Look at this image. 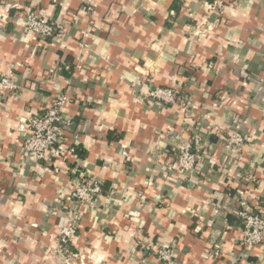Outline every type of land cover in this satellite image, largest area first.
Returning <instances> with one entry per match:
<instances>
[{"label":"crops","instance_id":"crops-1","mask_svg":"<svg viewBox=\"0 0 264 264\" xmlns=\"http://www.w3.org/2000/svg\"><path fill=\"white\" fill-rule=\"evenodd\" d=\"M29 7L63 29L27 32ZM263 71L264 0H0L14 84L0 90V264H264V238L244 245L236 214L241 195L264 211ZM60 95L76 153L27 158L19 123ZM198 132L180 173L176 150ZM230 133L243 147L225 148ZM91 177L104 192L80 206L71 183Z\"/></svg>","mask_w":264,"mask_h":264},{"label":"built area","instance_id":"built-area-1","mask_svg":"<svg viewBox=\"0 0 264 264\" xmlns=\"http://www.w3.org/2000/svg\"><path fill=\"white\" fill-rule=\"evenodd\" d=\"M22 28L42 39H48L55 32L62 30L63 25L52 21L38 9L29 7L25 10ZM11 78L10 76L0 77V90L7 91L14 88ZM151 96L164 104L178 102V91L172 88H158L152 91ZM65 102L66 97L60 95L53 100L51 105L44 107L40 113L32 114L26 122L19 123L18 129L23 134L24 154L27 158L49 162L68 152L76 153L75 147L66 145L68 143L66 131L69 129V124L61 116V107ZM244 140V137L239 133H230L228 137L224 138V146L228 150L239 149L243 147ZM202 144L203 135L198 132L177 148L175 164L180 173L191 171L196 167L200 156L194 150H201ZM171 168H175V165H171ZM103 184V181L96 177L74 181L71 183L70 197L80 206L92 205L102 196ZM236 214L243 221L241 239L243 244L260 243L264 238V211H253L246 197L241 195ZM77 220L78 216L76 215L63 230V243H67L75 236ZM171 253L170 249L157 250L159 258L165 261H171Z\"/></svg>","mask_w":264,"mask_h":264},{"label":"clouds","instance_id":"clouds-1","mask_svg":"<svg viewBox=\"0 0 264 264\" xmlns=\"http://www.w3.org/2000/svg\"><path fill=\"white\" fill-rule=\"evenodd\" d=\"M236 13H233V15H235ZM145 91H147V89H145ZM187 166V165H186ZM229 247V250L231 248V246H228ZM103 257H99V258H96V257H93V259H96L97 260V264H99V259H102Z\"/></svg>","mask_w":264,"mask_h":264},{"label":"trees","instance_id":"trees-1","mask_svg":"<svg viewBox=\"0 0 264 264\" xmlns=\"http://www.w3.org/2000/svg\"><path fill=\"white\" fill-rule=\"evenodd\" d=\"M79 153H81V151H79ZM81 155H83V154H81ZM237 219L239 220V222L243 223L242 219H240V218H237Z\"/></svg>","mask_w":264,"mask_h":264}]
</instances>
